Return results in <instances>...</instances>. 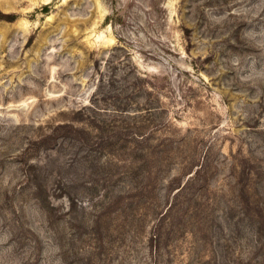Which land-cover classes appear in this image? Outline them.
<instances>
[{"label":"rangeland","instance_id":"374dc122","mask_svg":"<svg viewBox=\"0 0 264 264\" xmlns=\"http://www.w3.org/2000/svg\"><path fill=\"white\" fill-rule=\"evenodd\" d=\"M0 264H264V0H0Z\"/></svg>","mask_w":264,"mask_h":264}]
</instances>
